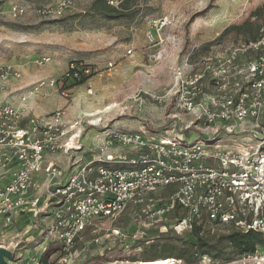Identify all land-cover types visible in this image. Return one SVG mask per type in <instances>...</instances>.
<instances>
[{"label": "built area", "instance_id": "built-area-1", "mask_svg": "<svg viewBox=\"0 0 264 264\" xmlns=\"http://www.w3.org/2000/svg\"><path fill=\"white\" fill-rule=\"evenodd\" d=\"M76 1L58 0L39 13L63 17ZM107 1L115 8L121 4V0ZM26 12L16 5L6 11L0 3V18L8 15L16 20ZM50 61L43 57L38 64ZM91 74L83 61L72 62L58 81L44 80L32 84L29 91L21 89L22 105L0 100V219L10 223L21 213L48 220L50 244L41 243L40 257H29L25 264H43L42 260L69 264L97 222L116 221L132 206L154 207L149 224L179 208L186 213L176 219L180 232L191 231L196 222L210 235L255 231L264 237V25L256 39L232 42L205 56L198 70L176 73V103L191 118L184 128L199 131L197 139L179 134L155 137L144 127L113 133L105 137L97 159L78 163L67 175L48 158L81 149L76 146L81 122L68 121L65 110L37 116L28 102L43 86L68 99L64 85ZM21 77L15 65L0 61V97L10 93L11 82ZM149 96L165 102L166 96ZM116 147L141 153L119 159L111 152ZM41 171L43 179L38 181ZM170 186L172 193L166 192ZM53 254L58 255L56 262ZM201 264H264V248L228 261L214 262L205 256Z\"/></svg>", "mask_w": 264, "mask_h": 264}, {"label": "rangeland", "instance_id": "rangeland-1", "mask_svg": "<svg viewBox=\"0 0 264 264\" xmlns=\"http://www.w3.org/2000/svg\"><path fill=\"white\" fill-rule=\"evenodd\" d=\"M57 1L0 0L6 11L11 5L27 10L20 19L0 18V61L15 65L21 72L18 81L26 86L25 91L44 80L58 81L72 62L83 61L91 67V76L83 83L75 82L79 85L69 90L68 99L55 89L47 97V90L41 94L47 86L33 96L46 109L41 113L38 107L40 116L65 110L68 121L81 122L76 143L81 149L48 158L67 175L79 167L78 163L97 159L105 137L113 133H133L144 127L155 137L179 134L197 139L199 131L184 128L191 118L176 103V73L196 71L205 56L226 49L232 42L247 41L235 31L224 35L227 29L246 22L259 30L264 25V0H135L139 11L116 20L96 16L91 9L96 0H77L63 17L39 13ZM43 57L51 58L50 63L39 65ZM152 93L166 96L165 102L151 99ZM58 103L63 106L57 107ZM111 152L119 159L141 153L119 147ZM173 191L174 186H170L166 192ZM152 209L151 205L132 206L116 221L97 222L69 264H142L157 260L154 258L170 251V246H181V236L188 240L189 233L175 227L179 217L174 214L149 224ZM47 222L44 215L35 219L21 213L10 223L0 219V248L11 253L12 259L5 257L9 264L40 257V244H50ZM220 248L234 254L225 240ZM51 256L56 262L58 255Z\"/></svg>", "mask_w": 264, "mask_h": 264}, {"label": "trees", "instance_id": "trees-1", "mask_svg": "<svg viewBox=\"0 0 264 264\" xmlns=\"http://www.w3.org/2000/svg\"><path fill=\"white\" fill-rule=\"evenodd\" d=\"M134 3L135 0H121L119 8H115L109 5L107 0H96L93 2L91 9L96 16H100L104 19L116 20L135 15L139 10ZM253 25L254 23L246 22L241 26H234L227 29L224 35L235 31L238 35L245 36L246 40H254L258 37L257 33H259V27L258 29H254ZM90 76L79 81H70L66 83L64 87L70 90L74 86L83 83V81ZM170 214H174L179 218L186 217V213L182 212L179 208L175 209ZM187 233H189L187 234L188 240L184 241V237L182 236L179 238L182 242L181 246H170V251L163 253L159 258H154L157 260L146 261L142 264H173V260L182 261L183 264H201L205 256L209 257L214 262L228 261L236 256L251 253L257 247L264 248L263 235L255 231L244 233L231 232L230 234L214 236L210 235L207 230L204 229V226L194 222L193 229ZM224 240L233 248V255L226 254V252L220 248V243ZM42 263L46 264L44 260H42Z\"/></svg>", "mask_w": 264, "mask_h": 264}, {"label": "crops", "instance_id": "crops-1", "mask_svg": "<svg viewBox=\"0 0 264 264\" xmlns=\"http://www.w3.org/2000/svg\"><path fill=\"white\" fill-rule=\"evenodd\" d=\"M20 82L21 81L13 80L11 82V91H10V93H7V94L1 96L0 97V100L2 102L12 103L13 105H17V106L22 105V102L20 100V95H21L20 90L23 89V88H25L26 86H22V84ZM45 90H47V92H48L47 94H46ZM53 91H55V90L54 89H51L49 87H46V88H43L41 90V94H44V95L46 94V97H47L48 94H49V92H53ZM31 96L32 97L30 98V100L28 102V106H30L31 108H33L35 115H37V116L42 115V114H40L38 112V107L41 108V111H40L41 113H43L46 109H44L43 105L42 106L40 105V103H39V101L37 99H35V98H34L35 100L33 99V96L34 95H31ZM61 106H63V104L62 103H60V104L58 103V106L57 107H61ZM42 179H43V172L41 171L37 175V180L38 181H42ZM26 216H29V214H27ZM25 263H27V261L24 262V264Z\"/></svg>", "mask_w": 264, "mask_h": 264}, {"label": "water", "instance_id": "water-1", "mask_svg": "<svg viewBox=\"0 0 264 264\" xmlns=\"http://www.w3.org/2000/svg\"><path fill=\"white\" fill-rule=\"evenodd\" d=\"M5 257L12 259L10 252L4 250L3 248H0V264H9Z\"/></svg>", "mask_w": 264, "mask_h": 264}]
</instances>
